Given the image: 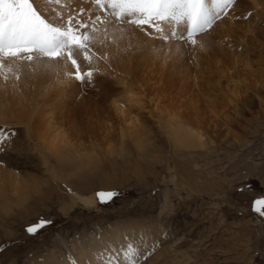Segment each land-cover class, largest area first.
<instances>
[{"label": "rangeland", "instance_id": "obj_1", "mask_svg": "<svg viewBox=\"0 0 264 264\" xmlns=\"http://www.w3.org/2000/svg\"><path fill=\"white\" fill-rule=\"evenodd\" d=\"M33 2L52 23L69 14L82 20L100 16L104 23L92 33L91 64L75 53L82 71L95 70L94 87L82 89L68 75L75 69L66 58H60L70 66L65 78L54 68L42 71L36 60L2 58L0 131L16 134L0 153V264H71L73 258L98 264L93 254L110 242L117 247L130 242L143 254L151 252L140 264H264V217L253 209L254 198L264 193V58L256 64L259 57L248 44L252 24L258 31L264 22L254 19L253 4L241 12L238 0L235 16L204 34L209 57L207 34L227 27L222 38L229 37L231 51L243 56L247 49L255 58L252 71H229L235 79L215 72L212 80L219 85L211 87L197 77L200 47L178 54L176 42L156 39L147 25L117 22L107 5L102 9L95 0ZM215 40L222 43L221 37ZM256 40L261 46L264 35L256 36L254 45ZM95 42L120 47L116 62L125 63L123 84L106 74L111 68L116 73L115 63ZM220 65L233 66L226 59ZM10 80H15L12 87ZM194 82L205 87L200 91ZM128 93L141 105L127 101ZM116 100L126 115L112 106ZM172 118L198 125L203 142L174 147L183 144V136L171 134L174 126L172 131L162 126ZM244 184L251 191L241 193ZM110 190L119 194L101 203L97 193ZM81 196L95 200L82 202ZM41 217L52 223L29 234L26 227Z\"/></svg>", "mask_w": 264, "mask_h": 264}, {"label": "snow or ice", "instance_id": "obj_2", "mask_svg": "<svg viewBox=\"0 0 264 264\" xmlns=\"http://www.w3.org/2000/svg\"><path fill=\"white\" fill-rule=\"evenodd\" d=\"M95 3L102 9L107 5L119 23L127 22L141 28L147 25L158 34L156 39L176 42L177 53L183 54L186 49L194 51L196 47L203 48L204 34L228 16L238 0H95ZM247 15L251 16L252 13L248 12ZM101 23L104 21L100 16L95 20H81L72 14L60 23H52L37 10L33 0H0V68L4 67L2 58L13 57L36 60L38 67L47 72L54 68L48 61L66 58L75 69L68 75L79 82L82 89L85 85L94 87L95 70L89 67L82 71L75 53H80L91 64L92 33L99 31L97 25ZM4 78L7 79V76ZM15 134V130H12L11 135ZM11 135L0 131V153L6 152ZM238 190L243 193L251 191V187L244 184ZM118 194L110 190L100 191L97 196L101 203H107ZM253 209L264 217V193L254 198ZM51 223V219L41 217L27 226L26 231L35 235ZM93 255L98 264H140L151 252L143 254L140 245L130 242L119 247L110 242L105 249ZM71 264L78 262L73 258Z\"/></svg>", "mask_w": 264, "mask_h": 264}, {"label": "bare ground", "instance_id": "obj_3", "mask_svg": "<svg viewBox=\"0 0 264 264\" xmlns=\"http://www.w3.org/2000/svg\"><path fill=\"white\" fill-rule=\"evenodd\" d=\"M44 2V1H43ZM250 5V4H253V8L255 9V13L257 14V18L255 17L254 19H257L258 21L260 20V21H262V23L264 22V5H262L263 4V0H241V9H240V11L241 12H245V7H246V5ZM51 5V4H50ZM56 9V8H55ZM247 10V9H246ZM52 11V10H51ZM70 13V12H69ZM243 14V13H242ZM235 15H234V11L233 10H230V14H229V18H231V17H234ZM254 16V15H253ZM53 17V16H52ZM67 18V17H66ZM55 20H57V19H55ZM82 20V19H81ZM246 22V21H245ZM248 22V21H247ZM246 22V25L248 24ZM230 27H232L235 23L233 22V21H230ZM229 23L228 22H225V25H228ZM107 27H109V26H107ZM226 27V26H225ZM250 29L252 30L251 32H252V40H250L249 42H248V44L250 45V46H254V48H251V51L250 52H253V54H257V55H255L254 57H259L258 59H257V61H256V64L258 63V64H260V62H261V60H263V58H264V43L262 42V41H260V45L261 46H259V44L257 43L258 41L256 40V44L254 45V40H255V38H256V36H258V37H260V36H262V35H264V28H260L258 31H257V27H255L253 24H252V27H250ZM109 31H111L110 29H109ZM223 32H225L226 34H228V32H229V29L226 27V28H222L221 29V31L220 32H218V35L215 33V35H213L214 36V39H213V36L212 37H209L210 36V34H207V37H208V41H209V43H210V45H211V50H210V53L211 54H213V56H211V57H209L210 55H209V51L207 50V48H202L201 49V54L199 55V56H197V60H195V63H196V65H197V69H199L200 70V72H199V74H197V77L198 78H200V80L201 81H205V83H207V85L208 84H210V86L211 87H213V84L214 85H219L218 84V82L217 81H215V82H213V76H214V73L215 72H220L221 74H223L224 76H226L228 79H235L234 78V76H233V74L234 73H230L229 71H233L236 67H239V68H242V69H246V68H248V69H250L251 71L253 70L251 67L253 66V62H254V59L253 58H249V56L250 57H252V53H251V55L249 54V50H247V49H245V50H242V53H243V56H236L231 50L232 49H230L229 48V43L226 41V40H228V38L229 37H225V38H222V36L225 34H223ZM111 33V32H110ZM104 36H105V34H104ZM217 37H221V44L220 43H217L216 42V40L215 39H217ZM108 38V37H107ZM113 38V37H112ZM99 39V38H98ZM119 39H121V38H119ZM117 40V39H116ZM122 40V39H121ZM109 41H110V38H109ZM224 41H226L228 44L226 45V46H224V45H222L223 43H224ZM229 41V40H228ZM99 42V41H98ZM119 42H121V41H118V43ZM225 42V43H226ZM97 42H95V45H98V48H99V50H100V52H102L105 56H107L108 54H110L111 55V61H112V65H113V67H115L116 69L114 70L116 73H114L113 71H112V69L113 68H111L110 69V71H108L106 74H109L110 76H111V78L112 79H115L116 81H118V84L119 85H121V84H123L124 82H123V77H122V72H121V69L120 68H122V70H123V67H122V65H124L123 63H121V62H119V63H117L116 62V60H117V55H116V51H117V53H118V51H120V50H118V48L120 49V47H118L117 45H110V42L109 43H104V45H99V44H96ZM119 44H121V43H119ZM246 46H248L246 43H244ZM244 45V46H245ZM92 46H93V44H92ZM117 46V47H116ZM233 46V45H232ZM249 47V46H248ZM248 51V54H247V51ZM207 52V54H205ZM246 52V53H245ZM204 53V54H203ZM247 54V56L245 57V55ZM195 56V57H196ZM219 58V59H218ZM16 59H18L19 60V58H16ZM228 60L229 61V63H230V65L232 64L233 66H232V69L230 68V66H222V65H220V62L222 61V60ZM60 61H61V59H59ZM21 61H23V60H21ZM57 62L55 65H54V69L55 70H57L58 71V73L60 74V76L63 78H65L66 77V74H67V71H68V69H69V65L67 64V63H65V62ZM118 61V60H117ZM218 62V63H217ZM54 63V62H53ZM180 63V62H179ZM203 63H205L206 64V66H203ZM178 64V62L176 63V65ZM199 64V65H198ZM215 64H217V65H215ZM28 65V64H27ZM180 65H182V63H180ZM195 65V64H194ZM227 65V64H226ZM229 65V64H228ZM99 66V65H98ZM127 66V65H126ZM214 66H216V68H214ZM179 67V66H178ZM228 67V68H227ZM127 68V67H126ZM214 70H213V69ZM189 67L188 68H186L185 69V72L187 73H189ZM183 70V69H182ZM247 70V69H246ZM258 70V68L256 69V71ZM112 71V72H111ZM123 71H125V70H123ZM255 71V70H254ZM106 72V71H105ZM236 72V71H235ZM7 73V72H6ZM206 74V73H208L206 76H200L201 74ZM9 74V73H8ZM108 75V76H109ZM216 75V74H215ZM10 76V75H9ZM68 76V75H67ZM106 76V75H105ZM192 76V79H193V75H191ZM99 77V76H98ZM102 77V76H101ZM116 77V78H115ZM237 78V77H236ZM112 79H104V83L106 84V83H108L109 82V86H110V88L112 87L113 89H116L117 88V84L116 85H114L115 83H113V82H111L110 80H112ZM239 80H237V82H238ZM9 83V86H11L12 87V85H14L15 84V80L14 81H8ZM239 82H242L243 83V81H239ZM202 83V82H201ZM213 83V84H212ZM12 84V85H11ZM244 84H247V83H244ZM0 85H1V83H0ZM193 86H197V89H199L200 91H201V88L203 89V87H205V86H202V84H199V83H195L194 82V84H193ZM192 86V87H193ZM14 87V86H13ZM107 87V86H106ZM217 87V86H216ZM215 87V88H216ZM254 87H255V89H258L257 87L258 86H256L255 84H254ZM207 88V87H206ZM111 90V92L113 93V91L114 90ZM208 89V88H207ZM210 89H212V88H210ZM4 92L5 90H3L2 89V86H0V92ZM190 91H193V90H190ZM192 93H194V92H192ZM232 93H233V95H236L237 97H238V92H236L235 90H233L232 91ZM249 93V92H248ZM120 94V93H119ZM127 95V94H126ZM240 95V94H239ZM248 97L250 98L251 97V94H248ZM255 97V96H254ZM125 98V97H124ZM243 99V98H242ZM127 101H129L131 104H134L135 106L136 105H138V104H140L141 105V103H139V101L140 100H137V96H135V94L134 93H128V96H127V99H126ZM116 102H117V100L116 101H114V104H112V106L115 108V110L116 111H118L119 113H121V114H124V115H126V113H125V111H124V109H122L121 107L122 106H120V105H118V104H116ZM196 102V101H195ZM194 102V103H195ZM159 104V103H158ZM239 105V104H238ZM156 106H157V104H156ZM142 108V107H141ZM197 108V107H196ZM237 108V107H236ZM143 109V108H142ZM193 109V108H192ZM159 111V110H158ZM161 111V110H160ZM192 111V110H191ZM237 111V113L238 114H240V112L241 111H243V109H241V108H239L238 110H236ZM198 112V111H197ZM196 113V112H195ZM132 120H131V122H135V121H137L135 118H131ZM138 122V121H137ZM164 124H162V126L163 127H170V131H172V128H173V126L175 127V130H173L172 131V133L171 134H173L174 132V134H176L177 133V135H179V136H183V138H182V142H183V144H180V145H178L180 142V140L178 141L179 143L178 144H175L174 145V147H177V146H180V147H182V145L184 146L185 145V143H191V144H194L196 141H197V143L198 142H203V135H202V133H201V131H200V128H199V126L197 127V126H194V123H192L191 122V120H187L186 119V121H184L182 118H179V119H177V120H175L174 118H172V119H169L166 123H167V125H165L166 123H165V121L163 122ZM195 125H196V123H195ZM185 126H186V128H185ZM187 126H189V128L190 129H187ZM144 138L143 137H140V138H138L137 139V142H139V145L142 147V150H143V152H147V149H148V147H145L144 146V143H145V141L143 140ZM176 139V138H175ZM179 139V138H178ZM175 141V140H174ZM173 141V142H174ZM176 150V153H177V151H181V148H179L178 147V149L177 148H175ZM147 156V155H146ZM79 199L82 201V202H86V203H90V202H92V201H94L95 200V197H91V198H89V197H85V196H81V197H79ZM91 205H95V204H91Z\"/></svg>", "mask_w": 264, "mask_h": 264}]
</instances>
